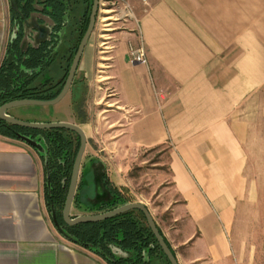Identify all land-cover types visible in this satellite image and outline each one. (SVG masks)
<instances>
[{"label":"crops","instance_id":"1","mask_svg":"<svg viewBox=\"0 0 264 264\" xmlns=\"http://www.w3.org/2000/svg\"><path fill=\"white\" fill-rule=\"evenodd\" d=\"M144 1L134 2L136 27L113 36L107 78L133 113L114 143L170 145L172 226L153 220L178 264H233L230 232L249 190L250 124L241 112L249 101L260 99L264 125V0ZM10 6L0 0V63ZM138 46L146 66L129 63ZM102 175L91 169L82 191L98 201L107 198ZM43 184L36 151L0 136V264H106L57 231Z\"/></svg>","mask_w":264,"mask_h":264},{"label":"rangeland","instance_id":"2","mask_svg":"<svg viewBox=\"0 0 264 264\" xmlns=\"http://www.w3.org/2000/svg\"><path fill=\"white\" fill-rule=\"evenodd\" d=\"M125 1L133 18L125 16L129 11L122 6L115 7V12L106 4L100 6L70 94L55 106L23 108L31 111L24 112V115L22 108H16L10 110V115L24 122H66L79 126L87 142L80 170L82 177L84 178L91 169L95 172L102 170L123 198L145 205L163 230L165 225L168 228L172 226L166 209L176 199L170 189V145L142 148L124 142L114 143L121 135L122 128L132 119L133 113H125L124 109L120 108L113 85L107 78L111 49L115 41L113 36L136 27L140 13L134 2L145 3L144 0ZM36 17V14H32L23 23L25 35L20 43L22 50H25L28 44L38 45L49 34V21L38 23ZM63 37L59 55L65 52L67 41L71 38L68 31ZM89 61L90 65L87 64ZM58 66L55 64L52 70L46 72L42 82H56L61 78L62 71H59ZM70 97L81 101V109L79 108L76 114L70 106ZM260 105V99L251 100L241 109L250 124L246 144L248 163L245 170L249 190L246 199L239 206L236 224L230 232L233 264H264V125L260 116ZM88 197L87 195L84 199L87 204L91 203ZM81 213L82 211L74 207L71 216H82ZM55 228L57 229L56 226Z\"/></svg>","mask_w":264,"mask_h":264},{"label":"trees","instance_id":"3","mask_svg":"<svg viewBox=\"0 0 264 264\" xmlns=\"http://www.w3.org/2000/svg\"><path fill=\"white\" fill-rule=\"evenodd\" d=\"M10 3L11 36L0 63V107L18 100H53L60 92L63 82L46 83L42 82V78L58 63L57 48L61 42L60 35L68 31L71 38L67 54L63 56L62 68L66 76L78 44L87 29L92 1L10 0ZM32 13L48 18L52 22V31L47 41L36 48L28 47L22 51V24ZM70 99L72 111L75 113L80 108L81 101L78 102L76 97ZM7 115L10 116L9 111ZM30 123L38 122L34 120ZM0 136L18 141L26 140L32 148L36 147L35 151L44 168L43 198L46 210L53 224L72 244L96 255L106 264H169L147 227L143 215L138 211L98 223L73 227L63 223L62 209L79 148V138L74 133L65 130H30L0 121ZM81 168L82 163L80 170ZM82 178L80 173L72 202V209L75 207L82 211V215H97L132 203L130 199L123 198L103 174L101 184L107 198L98 201L88 195L91 203L87 204L84 202L87 194L82 192L85 177ZM160 235L162 236L161 232ZM164 242L171 250L165 239Z\"/></svg>","mask_w":264,"mask_h":264},{"label":"water","instance_id":"4","mask_svg":"<svg viewBox=\"0 0 264 264\" xmlns=\"http://www.w3.org/2000/svg\"><path fill=\"white\" fill-rule=\"evenodd\" d=\"M98 5H99L98 0H92V8H91L90 16H89V22H88L87 29L82 39L79 42L75 56L70 65L68 75L66 77L65 83L60 93L53 100H50V101L18 100V101H12V102L6 103L0 107V121H3L14 127L26 128V129L37 130V131L65 130V131L74 133L79 138V148H78V151L76 153V156L73 162L69 185H68V189H67L63 209H62V214H61L62 221L66 226L73 227V226L80 225V224L98 223V222H102L105 220L118 217L120 215H123L131 211H138L143 215L146 221L147 227L150 229L155 241L157 242L159 248L161 249L163 255L165 256L169 264H178L172 251L168 248V246L164 242V239L160 235V232L149 210L143 204L129 203V204L120 206L116 209H113L111 211L97 214V215H82V216H77V217H71L72 202L74 199V195H75V191H76V187H77V183L79 179L81 162H82L83 154H84L86 143H87L86 136L83 130L79 126L72 124V123H66V122L30 123V122H24V121L17 120L7 115L8 111L12 109H16V108L55 106L65 98V96L69 92V89L72 85L80 59L84 52V49L93 32L95 20H96V16L98 12ZM57 229H58L57 231L63 236L61 230L58 227Z\"/></svg>","mask_w":264,"mask_h":264},{"label":"flooded vegetation","instance_id":"5","mask_svg":"<svg viewBox=\"0 0 264 264\" xmlns=\"http://www.w3.org/2000/svg\"><path fill=\"white\" fill-rule=\"evenodd\" d=\"M92 1V0H91ZM98 2H99V5H98V12H97V16H98V14H99V12H100V6H102L101 5V0H98ZM91 8H92V5H91ZM90 13H91V9H90ZM32 14H36V18H37V21H38V23H43L45 20H48L49 21V24H50V29H49V34H48V36H47V38L45 39V40H42L39 44H41L42 42H45V41H47L48 40V38H49V36H50V34H51V31H52V22L48 19V18H46V17H43V16H41V15H39L38 13H32ZM32 14H30V16L32 15ZM29 16V17H30ZM89 16H90V14H89ZM97 16H96V19H97ZM29 17L27 18V19H29ZM27 19H25V20H27ZM24 20V21H25ZM24 21H23V23H24ZM95 22H96V20H95ZM95 26V25H94ZM22 32H23V36H22V39H23V37H24V35H25V33H24V28H23V24H22ZM66 32H64V33H61V42H60V44H59V46H58V48H57V50L59 51V49L63 46V36H64V34H65ZM92 35V34H91ZM91 37V36H90ZM21 39V40H22ZM82 39V38H81ZM90 39V38H89ZM69 41V40H68ZM68 41H67V46H68ZM88 42H89V40H88ZM20 43H21V41H20ZM38 44V45H39ZM88 44V43H87ZM38 45H36V46H31L30 44H28V46L25 48V50L28 48V47H33V48H36ZM79 45V44H78ZM66 46V50H65V52H63V54H61V55H59V57H58V63H56V64H58L59 66V71H62L63 69V67H64V64H63V62H64V60H63V56H65V54H67V51H68V47ZM87 46V45H86ZM86 48V47H85ZM20 49H21V47H20ZM22 50V49H21ZM25 50H22V51H25ZM77 50V49H76ZM84 51H85V49H84ZM76 53V52H75ZM83 54H84V52H83ZM83 54H82V57H83ZM74 56H75V54H74ZM74 56H73V58H74ZM81 57V58H82ZM61 58H62V60H61ZM73 58H72V60H73ZM80 62H81V59H80ZM80 62H79V65H80ZM71 63H72V61H71ZM71 65V64H70ZM79 65H78V67H79ZM55 66V65H54ZM54 66H52L49 70H48V72L50 71V70H52L53 69V67ZM70 68V67H69ZM77 70H78V68H77ZM68 71H69V69H68ZM76 73H77V71H76ZM76 73H75V75H76ZM49 75V74H48ZM67 75H68V72H67V74H66V76H65V73L62 71V74H61V78H59L56 82H51V83H54V84H58V83H62L63 82V85H64V83H65V80H66V77H67ZM74 78H75V76H74ZM50 83V82H49ZM73 83H74V79H73V82H72V85H73ZM63 85H62V87H63ZM72 85H71V87H72ZM62 87H61V89H62ZM71 87H70V89H71ZM70 89H69V92L67 93V95L68 94H70ZM61 91V90H60ZM60 93V92H59ZM58 93V94H59ZM66 95V96H67ZM65 96V97H66ZM71 96V95H70ZM82 163V162H81ZM78 184V183H77ZM72 209V208H71Z\"/></svg>","mask_w":264,"mask_h":264},{"label":"built area","instance_id":"6","mask_svg":"<svg viewBox=\"0 0 264 264\" xmlns=\"http://www.w3.org/2000/svg\"><path fill=\"white\" fill-rule=\"evenodd\" d=\"M101 5H108L111 7V11L115 12V7L118 6H122L124 9H128L129 11V5L127 3V1L125 0H101ZM125 16H129V18H133V15L131 14V11L128 12L127 15ZM120 20V19H117ZM136 24H137V20H136ZM129 63L131 65H147V57H146V53L145 50L142 46H138V47H130L129 49Z\"/></svg>","mask_w":264,"mask_h":264}]
</instances>
